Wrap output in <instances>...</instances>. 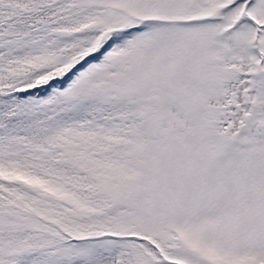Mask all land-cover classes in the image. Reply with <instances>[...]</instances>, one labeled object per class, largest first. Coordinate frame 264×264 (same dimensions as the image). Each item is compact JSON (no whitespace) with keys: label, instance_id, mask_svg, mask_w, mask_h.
<instances>
[{"label":"snow or ice","instance_id":"obj_1","mask_svg":"<svg viewBox=\"0 0 264 264\" xmlns=\"http://www.w3.org/2000/svg\"><path fill=\"white\" fill-rule=\"evenodd\" d=\"M0 264H264V0H0Z\"/></svg>","mask_w":264,"mask_h":264}]
</instances>
